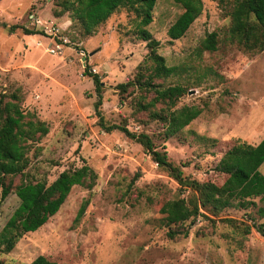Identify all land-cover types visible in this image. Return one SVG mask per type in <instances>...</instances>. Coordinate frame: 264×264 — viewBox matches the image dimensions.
I'll return each instance as SVG.
<instances>
[{"label":"rangeland","instance_id":"rangeland-1","mask_svg":"<svg viewBox=\"0 0 264 264\" xmlns=\"http://www.w3.org/2000/svg\"><path fill=\"white\" fill-rule=\"evenodd\" d=\"M61 1L0 0V98L8 100L15 92L24 120L48 127L46 134L25 142L23 171L6 178L12 191L0 197V230L19 204L16 185L51 182L64 169L84 163L96 178L90 189L73 186L42 226L22 234L9 252H0V264H28L38 255L56 264H264V235L254 228L260 223L264 228L258 197L247 208L230 206L216 215L201 209L203 215L194 219L166 223L161 207L187 199L192 191L158 166L140 143L98 126L90 75L102 82L107 123L146 133L188 178L221 184L226 174L215 170L221 155L237 142L256 144L264 137V49L248 51L230 38L234 0H201V13L172 41L167 28L182 8L173 0L156 1L146 28L173 71L152 81L161 88L184 87L174 105L135 84L148 48L137 34L134 10L118 8L86 35ZM2 23L37 33L9 32ZM210 32L217 34L214 51L200 46ZM144 66L142 71L152 74L150 63ZM128 82L133 83L121 91L118 85ZM184 105L201 112L166 137V121L155 113ZM259 170L264 175V163ZM169 231L176 234L170 237Z\"/></svg>","mask_w":264,"mask_h":264},{"label":"trees","instance_id":"trees-1","mask_svg":"<svg viewBox=\"0 0 264 264\" xmlns=\"http://www.w3.org/2000/svg\"><path fill=\"white\" fill-rule=\"evenodd\" d=\"M157 0H62L59 5L64 10L71 11V18L77 22L82 32L92 34L99 24L118 8L129 7L137 13V34L146 41L148 48L143 62L138 66L135 84L142 89L152 90L158 100L174 105L185 89L181 85H168L163 88L152 81L153 77L169 75L173 68L166 66L164 58L157 53L159 41L152 37L146 26L152 21V10ZM182 8V12L168 26L167 35L170 41L180 38L201 13V0H173ZM230 24L228 33L231 39L248 51L264 49V0H234L229 13ZM9 32L21 29L24 34H36L37 31L17 24L7 25ZM216 32H210L201 41V48L207 51L216 50ZM149 62L151 73L146 74L144 63ZM93 78L97 99L94 102L98 126L105 132L118 130L127 137L140 143L150 153L158 166L165 169L181 187H188L192 194L187 199H174L161 207L167 224L183 223L203 215L201 209L216 215L224 208L237 206L247 208L255 205L253 198L258 197L263 202L257 206V213L264 216V175L259 168L264 163V137L256 144L237 142L229 147L219 158L215 170L226 174L221 184L212 181H198L183 174L180 166L173 164L165 150H159L152 139L143 132L136 133L123 124L107 123L101 112L102 82L97 74ZM133 82L121 83L118 87L124 91ZM201 112L196 106H181L162 115H155L166 121L165 136L175 134L188 125ZM25 113L18 103L15 92L8 100L0 98V197L5 198L12 185L6 182L11 175L21 173L27 165L26 141L35 134H46L48 127L43 121L24 120ZM96 174L93 169L82 164L78 167L64 169L51 182L38 180L20 183L14 187V193L19 198V204L0 230V252H9L17 239L26 232L35 231L49 217L54 215L65 201L71 188L75 185L88 189L94 185ZM87 201L82 203L75 216V221L83 214ZM226 221H231L230 219ZM254 228L264 235L263 224ZM250 227L244 226L243 231L249 232ZM176 231H169L173 237ZM28 264H56L43 255H38Z\"/></svg>","mask_w":264,"mask_h":264}]
</instances>
